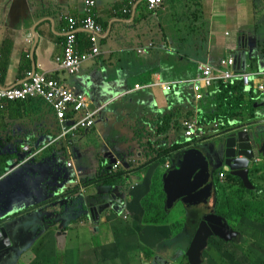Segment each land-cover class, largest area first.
Listing matches in <instances>:
<instances>
[{
    "label": "crops",
    "instance_id": "1",
    "mask_svg": "<svg viewBox=\"0 0 264 264\" xmlns=\"http://www.w3.org/2000/svg\"><path fill=\"white\" fill-rule=\"evenodd\" d=\"M95 13L104 29L101 51L95 59L85 63L81 74L75 78L59 70L55 61L62 53L66 17L85 16L83 0H0V86L21 83L24 73L36 66L37 72L50 73L64 85L83 90L89 97L91 110L105 107L92 129L79 131L75 139L60 140L48 146L23 170V175L21 172L17 176L0 175V215L2 221L13 222L7 230L14 243L5 257H0V264H171L177 258L178 264H185L184 253L197 228L193 223L194 213L187 215L185 207L183 223L186 221V226L179 229L183 237L179 238L173 227H168L177 240L169 242V238L163 236L164 240L156 242L157 249H152L138 239H149L148 230L123 225L112 208L100 214L99 219L90 221V215L85 214L79 204H72V200L80 196L96 197L97 193L100 194L98 199L106 197L109 190L98 186L107 189L111 176H101V168H108L113 158L132 159L128 151L134 149V144L126 138L135 134L137 125L160 128L164 121H159L158 115L171 113L178 101L183 102L182 85L171 94L156 86L136 90V85L192 79L198 74V64L217 66L221 59L229 56H235L238 63L242 59L241 63L250 70L264 67V0H162L152 11L148 10L146 0H98ZM251 35L253 40L258 39V45L252 49L243 45L240 48L239 39ZM78 39L79 49L85 51L88 34L81 30ZM149 44H153L152 49L139 53V49ZM5 66L7 71L3 74ZM39 101L10 103L5 113L0 112V168L10 163L12 166L25 143L43 145L50 135L56 136L55 113ZM199 106L191 101L188 110L195 111ZM241 113L247 124L248 118L251 119L250 109ZM255 116L248 124L253 131L264 124L263 116ZM256 134L263 135L264 126ZM218 138L209 141L213 145V139ZM217 142L225 148L222 137ZM53 147L63 157V165L59 164L61 159L54 156L52 150H57ZM68 162L82 174L85 193L71 190L74 172L73 167H67ZM139 162H144L141 163L144 170L137 172L138 168L131 177L127 175L130 179L126 178L124 183H139L138 188L147 172L154 169L161 178L162 194L165 169L159 160L150 164L151 159L141 157ZM135 173L141 178L137 179ZM250 175L255 173L252 171ZM258 176L253 181V189L261 183L256 179ZM21 178L30 183L20 198L24 203L21 206L15 203L10 212V199L8 204L3 203L2 194L16 200V185ZM155 183L156 180L153 185ZM141 186L144 188L143 184ZM137 188L130 206L139 209L137 214L142 212V206L150 211L149 204L143 202L150 193L143 195ZM218 191L220 193V187ZM223 199L227 203V197ZM223 211L222 207L219 213L224 215ZM116 227H120L125 236H119ZM157 228L165 235V228ZM134 238L138 239L137 243H133ZM125 240L130 243H124ZM140 245L144 251L140 252ZM16 248L20 252L12 256ZM181 249L186 251L181 253ZM156 252L157 263L153 259Z\"/></svg>",
    "mask_w": 264,
    "mask_h": 264
},
{
    "label": "built area",
    "instance_id": "2",
    "mask_svg": "<svg viewBox=\"0 0 264 264\" xmlns=\"http://www.w3.org/2000/svg\"><path fill=\"white\" fill-rule=\"evenodd\" d=\"M150 10L156 9L161 0H147ZM96 0H85V16L83 18H75L67 16V25L64 29L65 39L63 44V54L57 60L61 62L62 68L71 74L78 73L82 64L90 59H94L100 53V39L103 35V27L98 22L94 7ZM88 34L89 48L86 52H80L78 46V36L80 31ZM152 44L149 45L151 47ZM145 52L144 49L139 53ZM235 59L229 58L222 61L223 69L212 67L209 64L199 65V74L196 78L187 81H178L173 83L155 82L151 87L158 86L162 91L170 93L179 85H189L192 98L200 101L203 98L204 89H209L215 83L233 84L240 81L247 91H254L257 100L264 103V67L258 70H247L246 72L234 73L236 67ZM22 88L3 89L0 87V105H4L7 100L37 98L42 99L55 113L59 132L57 136L51 137L49 141L43 145L25 143L21 150V158L14 163V168H20L23 164L33 161L41 152L50 145L57 144L60 140L69 141L75 139L77 133L81 130H90L96 123L97 116L102 108L91 110L89 102L84 93H76L75 91L61 85L52 77L44 73L29 72L23 82ZM149 86L136 85V90L145 89ZM3 108V107H2ZM185 138L200 139L207 137L213 133H220V122L203 124L198 119H188L183 123ZM47 144V145H46ZM72 162L67 163L68 168H72ZM122 167V161L116 160L112 165V170L116 171ZM169 167V164L166 165ZM80 174L75 172L77 176V185L80 183ZM223 178V174L220 175Z\"/></svg>",
    "mask_w": 264,
    "mask_h": 264
},
{
    "label": "water",
    "instance_id": "3",
    "mask_svg": "<svg viewBox=\"0 0 264 264\" xmlns=\"http://www.w3.org/2000/svg\"><path fill=\"white\" fill-rule=\"evenodd\" d=\"M244 40L246 41L244 47H250V38L244 37ZM240 46L242 48V44ZM247 136L252 140L253 148L246 143L248 141ZM255 137L256 133L253 131L247 135L244 133L232 134L225 141L224 151L216 152L219 153L217 155L213 153L215 147L210 149L207 145H203L200 149L196 147L184 149L175 155L171 168L163 174V192L166 196L165 206L167 210L172 209L178 202H181L187 209H197L200 206L209 208V204L213 201V206L210 207L212 212L203 216L186 251L189 264H203V253L208 248L212 237L229 242L237 236V233L229 228L227 222L214 213L218 188L216 183L211 181V178L214 173L213 168L223 167L225 171L242 179L247 188H252L248 180L249 160L261 153L264 155V144L261 149H258ZM207 148L210 151L209 156L202 152ZM241 155L243 157H240ZM113 162L115 160L111 159L110 163ZM99 197L100 194L97 193L95 198H83L85 206H81L82 210L93 219L96 214L100 215L104 213V210L110 208L112 201H116L118 208L122 209V198L117 196L116 190L108 191L106 197L98 199ZM64 203L67 207L69 206L68 203ZM8 222V219L0 221V257L3 258L7 254V250H10V246L14 245L11 234L7 230V227L12 226L13 223Z\"/></svg>",
    "mask_w": 264,
    "mask_h": 264
},
{
    "label": "rangeland",
    "instance_id": "4",
    "mask_svg": "<svg viewBox=\"0 0 264 264\" xmlns=\"http://www.w3.org/2000/svg\"><path fill=\"white\" fill-rule=\"evenodd\" d=\"M244 37H249L250 38L251 46L250 47L248 46L247 49L255 48L258 45V39L256 38V39L253 40V38H252L253 36L251 35V36H242L241 39H239V43L242 44L243 46L246 45V41L244 40ZM121 90H123V89H121ZM117 92H119V91H117ZM206 103H207V101L204 102L202 104V106H201L203 115H205V111H206L205 105H206ZM210 107L214 108L215 111L218 109L215 105H212V104H210ZM259 111H261V109H256L255 113L259 112ZM125 113H127V112H125ZM188 113L189 112L186 109L175 108L169 114H166L164 116L158 115V117H161L158 120L159 121H164V123L160 124L161 126L162 125L164 126L166 124V122L169 121L167 129H165L164 131L162 130L160 132H157V129H159V128H157L158 126H148V127L144 126L143 127L142 125H137V130L134 131L135 134L133 136H128L126 138L127 142L134 144V149L128 151V155L130 157H132V159L129 158V157H128V159L130 161H133L132 163H134L135 165H138V168L141 169V168L144 167L141 163L145 162V160H144V162H141V163L139 162L141 157H143V159H147V160L151 159L153 156H155V154L153 156L150 155V151L153 150V149H155L156 152L160 153L159 150L161 149V146H158L156 143L159 144V143L162 142V144H167L169 146H172L174 144V141L177 138H184V134L182 132V127H181V121L185 117H187ZM214 117L215 116H213L211 118H214ZM150 119H151V116L148 117L146 119V121H149ZM216 119L220 121V125L222 126V128H224V129L229 128L226 131V133L230 132V131H233V127L236 126V125H239V123L236 122L237 119H233V118H230V120L233 121V123H236V124L228 125V121H227L226 116H219ZM248 120L249 121H248L247 124H250L252 122V120L249 119V118H248ZM211 123H216V122H211ZM211 123H209V124H211ZM261 125H262V123H261ZM261 128L262 127L254 130V131H256V133H258ZM57 134H58V130L56 132V135ZM209 137L217 138V134L216 133L210 134ZM50 138H51V135L49 136L48 139H50ZM222 138H224L223 134H222ZM219 140H220V137L218 139H213V146L215 147L214 148L215 152H223V150H224V146L217 142ZM257 141H260V142L264 141V134L259 136L257 138ZM150 143H153V144L150 145ZM148 146H151L152 149L151 148L150 149L146 148ZM53 148L55 150H57L55 147H53ZM52 151L54 152L53 154L58 160L61 159L62 163H59V164L63 165V163H65V162L63 161V157L58 155V150L57 151L52 150ZM138 151H140V152L138 153ZM140 153H141V155H139ZM63 155H64V153H63ZM139 156H141V157L139 158ZM18 158H21V156H18ZM49 159H51V158H49ZM162 162H159L161 164V166L164 164V162L163 163ZM47 164L50 165V162H48ZM122 165H124V161L122 162ZM132 165L133 164H131V166ZM10 166H11V163L6 167V169L8 170L10 168ZM253 168H255L253 170V173H255V175H259L260 177L264 178V166H259V167L256 168L255 165H254ZM50 170H53V169H48V171H50ZM158 171H160V170H158ZM151 172L153 173V176H152ZM158 173L159 172L155 173L154 169L153 170H149L147 172V181L145 182L146 178L144 180H141L140 181V186L138 188H137V186L133 185L132 183L127 182L126 191H129L132 187H134V188L139 189V191L143 195H145L147 193H150V196H147V198L145 200H143V202H146V203L149 204V207L151 208V211H146L143 208V206H142V212L137 214L139 209L138 208H133V207L130 206V204L133 203V201H134V194L138 193V191L135 192L133 195L131 193L130 195H132V197L129 199L128 198L129 195L128 194H124L123 195L122 193H120L119 188L117 186L112 187V190H116L117 194H120V195L124 196V200L126 202L125 205L128 206V209H125V211H126V214H129V215L125 217L124 212L122 214L118 213V215L116 213L117 219L123 225H127L128 227H133V226L142 227V229L148 230L149 231L148 233L151 235L149 237V239L142 238V237H140L138 239H141L140 241H143L144 243L149 245L152 249H157L156 242L158 240H164L163 236L168 237L169 238V242L172 241V239L173 240L176 239V237L174 236L173 233L170 232L168 227H173L174 231H176V233H177L179 231V229H180L179 226L184 224L183 223V220H184L183 219L184 218V215H183L184 206H183V204L181 202H178L174 206V208L171 210V213L165 219H161V215L165 213L166 206H165V200H164L165 198H164V196L161 197V194H160V190L162 189V185H161V178L159 177ZM220 178H221L220 175L215 174L211 178V181L214 183L215 181H218ZM155 180L157 182L158 189H159L158 190V194L151 195V188H152L153 183L155 182ZM254 181H256V180L254 179ZM18 183L19 184L16 185L17 186V190H16L17 199L16 200L13 199L11 197V195L5 196L4 194H2V202L3 203L8 204V200L10 199V203H9L10 206H11L10 212H11L12 207H13V205L15 203L17 204V206H21V204L24 203V202H22L20 200V198L26 192V188H28V186L30 184L29 181L26 178L19 179ZM142 184L144 185V188L141 186ZM250 185H254V184L250 183ZM145 186H147V187H145ZM98 188H100L101 190L104 189V187L102 185H99ZM71 190H73V189H71ZM107 190H109L108 187H107ZM112 190H110V191H112ZM227 194L232 196L231 193H226L224 190H221L220 193H219V195H220L219 197L223 200V197L224 196L227 197ZM261 196H263V194L258 196L259 201L256 203V205H251L250 204V207L253 208L256 211L257 214H260L262 212V210L264 209V204H263L262 198H259ZM92 198H95V197H92ZM139 202H142V201L139 200ZM72 204H76V205L79 204L80 206H85L82 196H80V198H78V197L74 198V200H72ZM108 210H109V208L104 210V212H107ZM220 211L221 210H219V212ZM116 212H119V211L117 210ZM196 215H201V212L199 211ZM143 217H144V224L145 225L142 223ZM156 217H159L160 220L152 221ZM122 218H123V220H121ZM228 221H229L230 226L233 227V230L240 234V245L244 244L243 241L248 240L249 236H250V238L253 237V233L250 232V230L254 226L252 224L249 225L246 218H245V221L247 223L242 222L241 225H238L236 223V221H234V222L231 221L230 218L228 219ZM129 223H131V224H129ZM139 223H140V225H136V224H139ZM176 223H179V224H176ZM150 225H156V227H151ZM247 225H249V227H247ZM174 226H176V227H174ZM157 227L165 228V235H162L163 233ZM116 229H117V233L119 234V236H125V233L123 232V230L120 227H116ZM248 230H249V234H246V231H248ZM138 239L134 238L133 239V241H134L133 243H137ZM242 239H246V240H242ZM211 241H212V239L210 240V242ZM210 242H209V244H210ZM124 243L129 244L130 241L129 240H125ZM226 243H229L230 245H232L230 242H226ZM245 243H248V241H246ZM261 245L264 247V238L261 239ZM139 248H140V252L144 251V249H145L141 245H140ZM226 249H228L230 251V253H233V255H235V253H236V256H242L243 252L250 251V250L254 253V255L256 257H258V255L261 256L264 253V251L260 250L256 246H250L249 247V245H248V247H243V248H234V246H226ZM135 250H136V248H134L133 251H135ZM223 250L224 249H222V251ZM185 251L186 250H182L181 249V253H184ZM207 252H208V250L206 249L205 252L203 253V257H202L203 264H211L209 262L210 258L208 257ZM157 254H158V252H156L154 254V256H153V259L155 260V263H157V261L159 260V257H158ZM239 258L241 259V257H239ZM178 263H179L178 258L177 259H173L171 261V264H178Z\"/></svg>",
    "mask_w": 264,
    "mask_h": 264
},
{
    "label": "trees",
    "instance_id": "5",
    "mask_svg": "<svg viewBox=\"0 0 264 264\" xmlns=\"http://www.w3.org/2000/svg\"><path fill=\"white\" fill-rule=\"evenodd\" d=\"M5 73H6V68L3 70V74ZM216 88L218 92L215 91ZM213 90L214 91L212 92V94H209V95L207 94L206 99H204L201 102V106H202V104L207 101L205 105V109H206L205 115H203V117L207 120V122H213L219 116H226L228 121L230 120V118L245 121L246 120V118H244L245 115L244 113H241V112H244V111L248 112L249 109L251 113V119H255V114L253 110L254 102L246 99V94L243 92L242 84L231 86V85H225L220 82L214 85ZM188 93L190 94V92ZM39 103L45 105V102L42 99L39 101ZM210 104L215 105L218 109L215 111L214 108L210 107ZM183 109H185V107ZM191 116H193V112H189L187 114V117L185 118H189ZM213 116H215L214 117L215 119L211 118ZM197 119L200 123L204 124L201 118L198 117ZM168 124H169V121H167L164 126L157 129V132H160L162 130L164 131L165 129H167ZM231 124L232 123L228 125H231ZM227 129L228 128L226 129L222 128V126L220 127L221 131H226ZM152 144L153 143H150V145ZM156 144L158 146H161V149L159 150L160 153L156 152L155 149L150 151L151 156L155 154V156L151 158L150 164L157 162V160H159V162H162L163 160L167 159V157H169V159L172 160L173 159V156L171 155L172 153L178 154L189 146L194 147L193 139L189 140L187 138H185L184 140L181 138H177L172 146H169L167 144H162V142L159 144L158 143ZM147 148L152 149L151 146H148ZM126 167L128 168L127 172H125L124 168H121L118 172L114 173L115 175L110 173L107 170H104L103 167L101 168L100 170L101 176L103 177L105 175L111 176V180H110L111 184H110V187H108L109 191L112 190V187L119 186V183L123 179L124 176L128 175L129 177H131L132 173L138 170V167L131 170L132 168L128 164L126 165ZM5 169L6 168L4 165L1 166L0 175H2L5 172ZM142 170H144V168H141L137 172H142ZM136 173L134 176L137 179L141 178V177H137L139 175ZM258 180H260L261 182L258 184L259 187H256V189L251 190V191L247 189L242 179H239L237 176H234L230 173H227L224 176L223 180L218 182V185L221 190H224L226 193H231L232 195L230 196L227 194V203L224 202V199L222 200L218 196L217 207L221 211H222V207L224 208L223 216L226 219L230 218V220L233 222L236 221L238 225H241L242 222L244 223L248 222L249 225L252 224L254 227H252L250 230V232L253 233V237L250 238L249 236L248 240L243 239V240L248 241V243H245L246 241H243L244 244L242 245H240V242L238 241H233V243L230 242L232 244L230 245L229 243H226L220 239L212 238V241L210 242L207 248L208 250L207 255L210 258L209 262L211 264H264V253L261 256L258 255V257H256L254 253L250 250L251 252L250 251L243 252L242 256H236V253L235 255H233V253H230V251L226 249V246H234V248H243V247H248L249 245V247L256 246L260 250L264 251V247L261 245V239L264 238V209L262 210L260 214H257L256 211L250 207V204L256 205V203L259 201L258 196L262 194L263 196L259 198H262V201L264 204V178L260 177L258 178ZM146 181H147V176H146L145 182ZM102 190H107V189L104 188ZM135 192L137 191H133L132 195ZM151 194L153 195L158 194V188H157L156 183L153 185L151 189ZM163 196L165 198L163 199L166 200L165 194L162 191L161 197ZM143 208L146 210L144 206ZM170 213H171V209L170 210L166 209L165 213L161 215V219H165ZM245 218L247 219V222L245 221ZM158 220H160L159 217H156L152 221H158ZM176 224H179V223H176ZM249 225H247V227H249ZM185 226H186V221L184 222V224H182L179 227L181 228ZM180 231L181 230L177 232L178 235ZM246 234H249V230L246 231ZM182 237L183 235H179V238H182ZM222 249L224 250L222 251ZM239 257H241V259ZM183 259L185 261V264H189L185 253H184Z\"/></svg>",
    "mask_w": 264,
    "mask_h": 264
},
{
    "label": "clouds",
    "instance_id": "6",
    "mask_svg": "<svg viewBox=\"0 0 264 264\" xmlns=\"http://www.w3.org/2000/svg\"><path fill=\"white\" fill-rule=\"evenodd\" d=\"M146 3H147V0H146ZM161 3H162V0H161ZM161 3L159 4V6L161 5ZM97 5H98V0H96V5H95V7H94V12L96 11V9H97ZM158 6V7H159ZM147 7H148V3H147ZM157 7V8H158ZM156 8V9H157ZM84 9H85V0H83V12H84ZM148 10H150L149 9V7H148ZM155 10V9H154ZM150 11H152V10H150ZM123 12L124 13H126L127 12V10L126 9H124L123 10ZM85 14V13H84ZM95 16H96V18H97V15H96V13H95ZM84 17V16H83ZM82 17V18H83ZM98 20V19H97ZM98 22H99V20H98ZM100 23V22H99ZM101 24V23H100ZM102 26V25H101ZM103 27V26H102ZM104 30V29H103ZM104 33V32H103ZM63 44H64V42H63ZM63 44H62V53L60 54V56H62V54H63ZM150 45V44H149ZM149 45H148V47H146V48H141V49H139V50H142V49H144L145 50V53L147 52V51H149L150 49H152L153 48V44H152V46L151 47H149ZM78 46H79V39H78ZM88 48H89V44H88ZM88 48L85 50V51H81L80 50V52H86L87 50H88ZM138 50V51H139ZM100 51H101V49H100ZM144 53V52H143ZM100 54V53H99ZM97 57V56H96ZM95 57V58H96ZM94 58V59H95ZM229 58H232V59H235V61H236V67H234V69H233V72L234 73H239V72H246L247 70H249L250 71V69L248 68V65H246V64H244V63H241L242 62V59L239 61V63H238V61H237V58L235 57V56H229V57H227V58H223V59H221L220 61H219V63H218V65L217 66H214V65H212V64H209V65H211L212 67H215V68H218V69H223L224 68V66L222 65V61L223 60H226V59H229ZM90 60H93V59H90ZM90 60H88L87 62H89ZM6 62H7V60H6ZM56 63H57V65H58V69L59 70H61V71H64V73H66L68 76H70V77H78L80 74H81V71H82V68H83V66L85 65V63H87V62H85V63H83L82 64V66H81V68H80V70H79V72L78 73H75V74H71V73H69L67 70H65L64 68H62V64H61V62H59L57 59H56V61H55ZM200 65H202V64H200ZM40 68H42L41 66H39ZM6 68V71H7V67L5 66L4 68H3V70ZM198 68H199V64H198ZM3 70L1 71L2 73H3ZM255 70H258V69H255ZM255 70H253V71H255ZM29 72H37L36 71V66L34 67V69L33 70H29V71H26L25 73H24V78H23V80H22V82L21 83H19V84H17V85H14V86H9V87H6V86H0L1 88H3V89H14V88H16V89H18V88H22L23 87V82H24V80L26 79V75L29 73ZM37 73H44V74H46L45 72H37ZM6 74V73H5ZM198 74H199V70H198ZM198 74H197V76H198ZM48 76H50V77H52L54 80H56L57 82H59L61 85H63V86H65V87H68L69 89H71V90H73V91H75L76 93H84L85 95H86V97H87V99L89 98L88 96H87V94L83 91V90H76V89H73V88H71V87H69V86H67V85H64V83L62 82V81H60L58 78H56V77H54V76H52L50 73H48L47 74ZM196 76V77H197ZM195 77V78H196ZM192 79H194V78H192ZM188 80H190V79H188ZM184 81H187V80H184ZM162 83V82H161ZM164 83H173V82H164ZM218 83H220V82H218ZM222 83V82H221ZM216 84V83H215ZM214 84V85H215ZM239 84H242L240 81H235L233 84H225V85H239ZM243 85V84H242ZM181 85H179L178 87H180ZM156 87H158V86H156ZM182 87H183V89H184V93H183V97H182V99H183V102H182V104L180 103V101H178V105H177V107L176 108H184L185 107V109L187 110V111H189V112H193V116H191V117H189V118H184L182 121H181V127H182V132H183V134H184V130H183V125H182V123L185 121V120H188V119H196V118H201L202 120H203V122H204V124H209V123H211V122H207V120L203 117V114H202V109H201V106H199L198 108H196V110L195 111H192V110H188V108H189V106H190V102L191 101H193V102H195V103H199L200 105H201V102L204 100V99H206V96H207V94L209 95V94H212V92L214 91L213 89H214V86L213 87H211V88H209V89H204V93H203V98L200 100V101H195L193 98H192V95H191V92H190V88H189V85L187 84H185V86L184 85H182ZM136 89V88H135ZM145 89H153L151 86H149L148 88H145ZM175 89H177V87L175 88ZM138 90H141V89H138ZM144 90V89H143ZM161 91H162V89H161ZM174 91L175 90H173V91H171L170 93H168V94H171V93H174ZM215 91H217L218 92V90H217V88L215 89ZM188 92H190V94L188 93ZM243 92L246 94V99H248V100H251L252 102H254V104H253V107H254V114H256L257 116H263L264 117V103L263 102H261V100H257V99H255L256 98V93L254 92V91H252V90H250V91H247L246 90V88L243 86ZM178 95L180 94L179 92H176ZM37 100H40V99H37V98H27V99H16V100H7V101H5L4 102V105L2 106V105H0V112H2V113H5L6 112V108H7V106H8V104H10V103H15V102H21V103H24V104H30V103H35ZM88 102H89V99H88ZM46 105V104H45ZM46 106H48V105H46ZM257 106H258V108H257ZM3 107V108H2ZM101 108V107H100ZM105 107H102V110L104 109ZM256 109H261V111H259V112H256L255 113V110ZM101 112V111H100ZM56 117V116H55ZM255 119H256V116H255ZM255 119H252V120H255ZM228 121V120H227ZM213 122H220L219 120H217V119H215ZM236 122L237 123H239V125H236V126H234L233 127V131H230V132H227L226 133V131L229 129H227L226 131H220V133H217V137H222V134L224 135V138H223V141H226L227 140V138L230 136V135H232V134H238V133H244V134H248V133H250L251 131H253V130H251V127L252 126H249L248 124H246L245 123V121H242V120H236ZM230 123H232V124H236V123H233V121H231V120H229L228 121V124H230ZM231 124V125H232ZM262 127L264 126V124L262 123V125H261ZM253 128V127H252ZM58 132H59V128H58ZM254 132V131H253ZM256 133V132H255ZM221 134V135H220ZM57 136V135H56ZM55 137V136H54ZM248 137V136H247ZM259 137V135L258 134H256V137H255V140H256V145H258V149H261V147H262V145L264 144V141H262V142H260V141H257V138ZM185 139V136H184V138H183V140ZM210 139H212L211 137H209V136H207V137H204V138H200V139H193V145H194V147H196V148H201L203 145H207L208 146V148H210V149H213V145H212V142L211 141H209ZM192 140V139H191ZM48 141H49V139H48ZM47 142V141H46ZM27 143H30V142H27ZM247 144H249L250 146H251V148H253V142H252V140L248 137V141L246 142ZM51 146V145H50ZM193 146H189V147H187V148H185V149H188V148H192ZM208 148L207 149H205V150H203L202 152L203 153H205V155L206 156H209V153H210V151L208 150ZM46 149V148H45ZM44 149V150H45ZM237 150H238V147L236 148ZM21 150H22V147H21ZM43 150V151H44ZM264 150V149H263ZM183 151V150H182ZM248 153H252V152H248ZM42 155V152H41V154H39L33 161H31V162H28V163H25V164H23V166L22 167H20V168H14L13 169V167H14V163H15V161H14V163H12V166H10V168L7 170V169H5V172L1 175L2 177H8V176H17V175H19V173L21 172V174L23 175V170L24 169H27L28 168V165H30L31 163H33L34 161H36V159H38L40 156ZM172 156H173V159L171 160V159H169V157H167V159H165V160H163V162H164V164L162 165L163 167H164V173L166 172V171H168L170 168H171V165H172V163L174 162V160H175V153H172L171 154ZM18 156H21V151L18 153ZM22 157V156H21ZM240 157H243V155H241ZM239 157V158H240ZM19 159V158H18ZM17 159V160H18ZM115 161L116 160H121L122 162L124 161V165H122V167L121 168H124L125 169V172H127L128 171V168L126 167V165L128 164V165H130L131 166V164H133L132 166H131V170H133V169H135L136 167H138V165H135L134 163H132L133 161H130L129 159H124V160H122V159H116V158H113ZM16 160V161H17ZM162 162V163H163ZM115 162H113V163H110L108 166V168H106L105 166L103 167L104 168V170H107V171H109L110 173H112V174H114V173H116V172H118L121 168H118L116 171H113L112 170V165L114 164ZM167 164H169V167L167 168L166 167V165ZM255 165V167L257 168V167H259V166H264V155H263V153H261L259 156H255L254 158L252 157L250 160H249V168H248V176L252 173V171L255 169V168H253V166ZM72 170H73V172H74V178L71 180V189H73V191H79V192H81V193H85V191H86V187H84V186H82V183H81V179H80V183L79 184H81L80 186L79 185H77V176L75 175V172H78V171H76V169L74 170V167L72 168ZM130 170V171H131ZM223 171V172H222ZM213 176L215 175V174H218V175H221V174H223V178H224V176L227 174V173H230V172H228V171H225L224 170V168L222 167V168H213ZM225 174V175H224ZM82 174H80V176H81ZM115 175V174H114ZM255 176L256 175H250V177H248V180H249V182L250 183H252V184H254V179H255ZM126 178L127 179H130L127 175L126 176H124L123 177V179L120 181V183H119V186H117L118 188H119V191H120V193H122L121 192V190L123 191V195L124 194H128L129 195V199L132 197V195H130L136 188H134V187H132L129 191H126V188H127V184H125L124 182H125V180H126ZM223 178H220L218 181H215V183H216V185H217V188H218V190H219V185H218V182L219 181H222L223 180ZM258 178H260V176H258L256 179L258 180ZM240 179V178H239ZM244 182V181H243ZM139 184V183H138ZM138 184H133V185H135V186H138ZM252 186V188H247L248 190H254L253 189V186L254 185H251ZM117 194V193H116ZM117 196H119V197H121L122 198V204H121V206H122V209H120V208H118V206L116 205V201L114 202V201H112V203L110 204V207L113 209V210H115L116 208L118 209V211L119 212H117V213H120V214H122L123 212H124V215H125V217L126 216H128L129 214H126V211H125V209H128V206L127 205H125V200H124V196H122V195H120V194H117ZM218 196H219V191H218ZM166 197V196H165ZM165 202H166V200H165ZM213 201L209 204V206L210 207H212L213 206ZM217 203H218V197H217V202H216V205L214 206V213L215 214H217V215H219V216H221L226 222H227V225L229 226V228L232 230V231H234L233 230V227H231L230 226V224H229V221H228V219H226L222 214H220L219 213V210H218V207H217ZM177 204V203H176ZM175 204V205H176ZM184 206V205H183ZM210 207L209 208H206V207H198L197 209H187L186 207H185V209H186V211H187V215L189 214V216L192 214V213H194V215H195V217H194V221H195V223H196V225L199 223V221L201 220L202 221V218H203V216L204 215H206V214H209V213H211L212 211V209H210ZM111 208H109V210L111 209ZM174 208V207H173ZM172 208V209H173ZM171 209V210H172ZM204 209V210H203ZM108 210V211H109ZM217 210V211H216ZM201 212V215H196L198 212ZM115 212H116V210H115ZM130 213V212H129ZM191 213V214H190ZM87 216V215H86ZM7 218V217H6ZM5 219V218H4ZM88 219L90 220V221H95L96 219H99V215H97L96 214V217L93 219L92 217H90V216H88ZM9 221H10V219H8ZM0 221H2V217H1V215H0ZM13 223V222H12ZM201 223V222H200ZM197 228H198V225H197ZM196 228V229H197ZM195 229V230H196ZM234 232H236V231H234ZM237 233V236L236 237H234V238H232V240L231 241H229V242H233V241H238V242H240V234L238 233V232H236ZM212 238H217V237H212ZM211 238V239H212ZM210 239V240H211ZM217 239H219V238H217ZM221 240V239H220ZM223 241V240H222ZM210 242V241H209ZM225 242V241H224ZM20 252V250L18 249V248H16V251H15V253H12V256H14L16 253H19ZM185 255H186V252H185Z\"/></svg>",
    "mask_w": 264,
    "mask_h": 264
},
{
    "label": "flooded vegetation",
    "instance_id": "7",
    "mask_svg": "<svg viewBox=\"0 0 264 264\" xmlns=\"http://www.w3.org/2000/svg\"><path fill=\"white\" fill-rule=\"evenodd\" d=\"M203 210H204V209H203ZM188 219H189V218H188ZM190 221H193V220H190ZM200 222H201V220H200L199 223L197 224L198 226L200 225ZM193 223L196 224L195 221H193ZM196 227H197V226H196Z\"/></svg>",
    "mask_w": 264,
    "mask_h": 264
}]
</instances>
